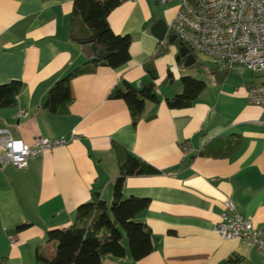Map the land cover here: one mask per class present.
I'll return each mask as SVG.
<instances>
[{
  "label": "crops",
  "instance_id": "obj_1",
  "mask_svg": "<svg viewBox=\"0 0 264 264\" xmlns=\"http://www.w3.org/2000/svg\"><path fill=\"white\" fill-rule=\"evenodd\" d=\"M73 7L74 0H0V84L24 83L17 105L0 109V128L28 143L77 135L22 168L1 162L0 146V263L48 264L37 253H56L49 230L70 227L93 192L111 205L119 144L161 171L129 176L124 187L125 197L150 200L138 220L151 230L153 251L135 261L127 248L124 258L106 255L103 264H221L234 253L264 264V252L215 230L226 199L264 228V109L247 96L257 76L237 78L229 70L216 81L223 69L210 58L203 94L190 107L170 108L167 99L182 91L181 78L201 79L193 70L206 60L196 53V63L185 66L183 57L177 59L181 43L168 38L171 31L164 40L153 33L159 19L171 23L178 2L122 0L108 20L117 34L131 35V59L75 77L68 113L53 114L44 107L51 87L90 61L83 43L71 38ZM150 64L158 73L159 102H148L134 124L127 103L109 95L125 81L137 89L153 81ZM229 142L234 146L222 155L201 154ZM21 224L27 227L18 229Z\"/></svg>",
  "mask_w": 264,
  "mask_h": 264
},
{
  "label": "trees",
  "instance_id": "obj_2",
  "mask_svg": "<svg viewBox=\"0 0 264 264\" xmlns=\"http://www.w3.org/2000/svg\"><path fill=\"white\" fill-rule=\"evenodd\" d=\"M122 0H74L70 21L71 38L81 43L93 42L97 46V55L89 59V64L66 73L49 90L44 107L53 114H66L73 102L72 80L82 74L94 72L98 66L119 68L131 59L132 37L129 34H117L109 24V14ZM81 24L82 28L77 29ZM175 41L184 44L178 37ZM185 60V58H183ZM218 69H216L217 71ZM148 72L153 81L137 89L124 82L109 95L112 99H123L131 112L133 123L137 124L148 102H159L155 79L158 73L152 64ZM182 91L167 99L170 108L181 109L192 106L207 88L205 80L185 75L181 78ZM24 88L22 80L13 79L0 84V109L17 105L18 96ZM229 142L219 151L206 150L203 155H222L232 148ZM118 157L119 174L113 187L111 205L93 192L90 201L78 206L74 223L64 229L48 231L49 241L56 242V253L51 258L38 251L37 258L48 264H103L106 255L124 258L127 247L124 236L128 238L129 252L135 261H139L153 251L151 230L145 222L138 220L150 203L145 197H125V181L129 176L151 175L161 172L140 157L130 153L122 145H115ZM114 221L118 224L115 225ZM27 227L21 224L18 229ZM2 264V263H0ZM221 264H249L246 259L234 253Z\"/></svg>",
  "mask_w": 264,
  "mask_h": 264
},
{
  "label": "built area",
  "instance_id": "obj_3",
  "mask_svg": "<svg viewBox=\"0 0 264 264\" xmlns=\"http://www.w3.org/2000/svg\"><path fill=\"white\" fill-rule=\"evenodd\" d=\"M166 4L178 2L179 8L169 24L175 34L192 52L213 58L223 71H250L261 82L250 84L247 92L250 103L264 109V0H160ZM21 114L27 111L21 110ZM37 137L28 143L16 138L9 128H0L1 162L17 168L28 165L56 146L75 140ZM189 155V150H185ZM216 232L225 239H241L247 245L264 252V228L242 215L232 199L223 202L221 219Z\"/></svg>",
  "mask_w": 264,
  "mask_h": 264
},
{
  "label": "water",
  "instance_id": "obj_4",
  "mask_svg": "<svg viewBox=\"0 0 264 264\" xmlns=\"http://www.w3.org/2000/svg\"><path fill=\"white\" fill-rule=\"evenodd\" d=\"M168 29L169 25L165 19H159L152 27L154 35L159 39V40H164L168 36ZM169 40L171 42L175 41L177 39V36L175 34L169 35ZM83 50L85 53V56L87 58H94L97 55V46L95 43L90 42V43H83ZM180 57L185 58V66L189 67L193 64L196 63L197 58L196 54H194L190 48L184 44H181L180 52L179 55L177 56V59ZM227 71H220L218 72L215 77L216 80L221 82L227 75ZM112 204L111 203V209H112ZM114 224L117 225L118 222L114 221Z\"/></svg>",
  "mask_w": 264,
  "mask_h": 264
},
{
  "label": "rangeland",
  "instance_id": "obj_5",
  "mask_svg": "<svg viewBox=\"0 0 264 264\" xmlns=\"http://www.w3.org/2000/svg\"><path fill=\"white\" fill-rule=\"evenodd\" d=\"M199 58L202 59L203 61L206 60L205 61V64L204 65H201L199 63V65L197 67H195V70H193L194 71L193 73H195L201 79L206 80L207 82H209L211 78H210V74L208 73V70H209V68H210V66L212 64H208V63L210 62L209 60L212 57L200 53L199 54ZM231 74L232 75H237L236 76L237 78H246V77L248 78V77H250V78L254 79V76H257V74H254L253 72H250V71L237 72V71L232 70V73ZM214 79L216 80V77ZM262 80H263L262 78H258L256 81L257 82H261ZM111 203H112V201H111ZM123 241H124V243H126L127 248L129 249V242H128V238L126 237V235L124 236Z\"/></svg>",
  "mask_w": 264,
  "mask_h": 264
}]
</instances>
